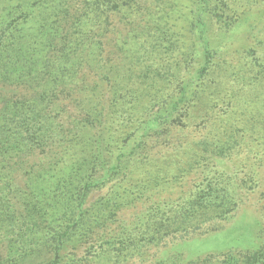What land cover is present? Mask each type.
Wrapping results in <instances>:
<instances>
[{
    "label": "trees",
    "instance_id": "1",
    "mask_svg": "<svg viewBox=\"0 0 264 264\" xmlns=\"http://www.w3.org/2000/svg\"><path fill=\"white\" fill-rule=\"evenodd\" d=\"M0 85L25 91L0 95V264H59L108 184L115 204L193 178L82 264L196 234L259 186L264 0H0ZM189 264H264V245Z\"/></svg>",
    "mask_w": 264,
    "mask_h": 264
},
{
    "label": "rangeland",
    "instance_id": "2",
    "mask_svg": "<svg viewBox=\"0 0 264 264\" xmlns=\"http://www.w3.org/2000/svg\"><path fill=\"white\" fill-rule=\"evenodd\" d=\"M244 43L246 42L239 33L233 37L234 47ZM0 93L3 96L21 95L25 91L12 86L0 85ZM191 179L193 178L185 176L179 184L161 188L160 192L154 195L150 201L129 199L122 202L120 198H116L115 204H108L98 200L107 198L110 184L106 187L93 189L84 206V209L89 208L90 213H94V218L97 219L92 238L84 243L79 241L82 237L79 233L70 237L65 241L59 264H82L79 257L85 255L87 247L99 248L102 239L111 241L123 229L129 231L133 227L134 221L141 213L145 212L149 204L180 197L192 184ZM257 180H259L258 188L253 192L243 194L239 209L225 220L208 223L196 234L171 235L159 246L145 248L141 253L127 259L122 264H189L205 258L219 260L228 255L241 259L244 255L258 250L264 245L263 168H260ZM112 215L113 217H111ZM74 246L77 250H73ZM74 254L76 255L74 256ZM39 259L48 262L52 259V255L44 254ZM72 260H77V262H72ZM38 261L40 262V260ZM90 264H94V259Z\"/></svg>",
    "mask_w": 264,
    "mask_h": 264
}]
</instances>
